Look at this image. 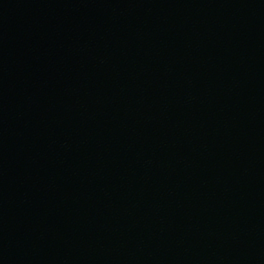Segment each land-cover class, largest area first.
Instances as JSON below:
<instances>
[{
  "label": "water",
  "instance_id": "obj_1",
  "mask_svg": "<svg viewBox=\"0 0 264 264\" xmlns=\"http://www.w3.org/2000/svg\"><path fill=\"white\" fill-rule=\"evenodd\" d=\"M0 264H264V0H0Z\"/></svg>",
  "mask_w": 264,
  "mask_h": 264
}]
</instances>
